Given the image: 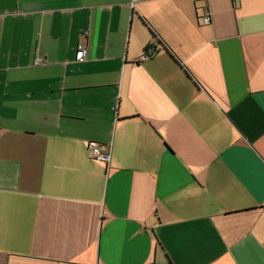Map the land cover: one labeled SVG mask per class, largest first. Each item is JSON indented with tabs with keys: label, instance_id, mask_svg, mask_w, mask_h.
Listing matches in <instances>:
<instances>
[{
	"label": "crops",
	"instance_id": "1",
	"mask_svg": "<svg viewBox=\"0 0 264 264\" xmlns=\"http://www.w3.org/2000/svg\"><path fill=\"white\" fill-rule=\"evenodd\" d=\"M132 1L0 0V264H264V0Z\"/></svg>",
	"mask_w": 264,
	"mask_h": 264
},
{
	"label": "built area",
	"instance_id": "2",
	"mask_svg": "<svg viewBox=\"0 0 264 264\" xmlns=\"http://www.w3.org/2000/svg\"><path fill=\"white\" fill-rule=\"evenodd\" d=\"M136 0L132 1V4ZM197 21L199 25H208L210 23V15L208 10L204 7L197 12ZM148 55L141 56V60L147 59ZM76 59L78 61H83L85 59V46L82 43H79L76 47ZM37 63L41 62V59L37 58ZM89 155L100 162L108 163L110 157V148L108 145L99 144L96 142H89L87 146Z\"/></svg>",
	"mask_w": 264,
	"mask_h": 264
},
{
	"label": "trees",
	"instance_id": "3",
	"mask_svg": "<svg viewBox=\"0 0 264 264\" xmlns=\"http://www.w3.org/2000/svg\"><path fill=\"white\" fill-rule=\"evenodd\" d=\"M141 22L147 27L151 37L156 41L157 45H160L162 48H164V42L162 41V39L142 19H141ZM153 54H154V49L151 47H148L143 50L142 56L148 55V58H150L153 56ZM143 60H146V59H143Z\"/></svg>",
	"mask_w": 264,
	"mask_h": 264
}]
</instances>
